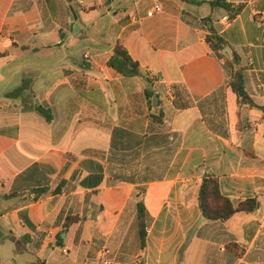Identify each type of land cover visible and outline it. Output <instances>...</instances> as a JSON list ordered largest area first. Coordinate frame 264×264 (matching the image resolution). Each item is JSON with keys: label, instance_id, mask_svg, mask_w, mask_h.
Wrapping results in <instances>:
<instances>
[{"label": "crops", "instance_id": "obj_1", "mask_svg": "<svg viewBox=\"0 0 264 264\" xmlns=\"http://www.w3.org/2000/svg\"><path fill=\"white\" fill-rule=\"evenodd\" d=\"M215 1L0 0V264H104V249L112 264H264V0ZM117 44L151 72L157 108L109 67ZM207 176L256 209L205 219Z\"/></svg>", "mask_w": 264, "mask_h": 264}, {"label": "trees", "instance_id": "obj_2", "mask_svg": "<svg viewBox=\"0 0 264 264\" xmlns=\"http://www.w3.org/2000/svg\"><path fill=\"white\" fill-rule=\"evenodd\" d=\"M69 1L74 2L75 0ZM210 4L212 6H224L226 8H229L227 0H218L215 2H211ZM206 40L214 51L225 57V55L223 54V50L224 48H226L227 42L221 34H219L215 29L211 28ZM226 58L228 66L231 70V78L228 81V86L237 95L239 103L252 104L251 100L248 98L245 92L244 68L242 67L240 56L234 53L233 58ZM108 65L123 76H139L144 79L147 84L146 97L149 102V106H153V99L156 94L152 88L153 80L151 78V72L147 69H144L139 62L135 61L131 57L125 46H123L122 44H117L115 46L114 54L109 60ZM159 105L160 102H158L155 108H157ZM258 108L264 110V108L262 107ZM36 109L38 112L46 116L48 121L52 120L49 113L45 109H43L41 105H37ZM154 118L157 121L162 122V111H160L159 115L157 117L155 116ZM40 192L44 193L45 190H41ZM198 199L203 217L210 221L227 220L238 212H253L257 207V202L254 200L236 204L230 199L225 198L220 192L217 179L211 176H207L203 179L200 185ZM80 220L81 219L78 216L67 218L64 225L65 229L79 222ZM139 227L141 247L142 249H144L146 247L145 210L141 203H139ZM32 264L46 263L40 259H36Z\"/></svg>", "mask_w": 264, "mask_h": 264}, {"label": "built area", "instance_id": "obj_3", "mask_svg": "<svg viewBox=\"0 0 264 264\" xmlns=\"http://www.w3.org/2000/svg\"><path fill=\"white\" fill-rule=\"evenodd\" d=\"M161 11H162L161 5H155L154 8L149 12L148 16H154L155 14H157ZM84 58H85V60H90L91 55L86 54ZM249 65L250 66L253 65L252 60L249 61ZM63 252L67 253V250L65 249V250H63ZM109 254H110V251L108 249H104V250L100 251V258L104 264H112L111 261L109 260Z\"/></svg>", "mask_w": 264, "mask_h": 264}, {"label": "water", "instance_id": "obj_4", "mask_svg": "<svg viewBox=\"0 0 264 264\" xmlns=\"http://www.w3.org/2000/svg\"><path fill=\"white\" fill-rule=\"evenodd\" d=\"M75 19H76V16L73 14V15H72V18H71L72 26H74V24H75ZM223 53H224L227 57L233 58V53H232V51H231L230 48H228V47L224 48ZM157 102H158V98L155 96V97H154V100H153V104H154V105H157ZM36 103L39 104V101H36ZM63 235L65 236V234H63Z\"/></svg>", "mask_w": 264, "mask_h": 264}, {"label": "rangeland", "instance_id": "obj_5", "mask_svg": "<svg viewBox=\"0 0 264 264\" xmlns=\"http://www.w3.org/2000/svg\"><path fill=\"white\" fill-rule=\"evenodd\" d=\"M39 57L43 59V56L40 55ZM20 64H21L20 62H16V63L12 64L10 68H15V66L22 68V66H20ZM4 75L6 76V72H4ZM25 82H27V81H25ZM4 84L6 85V79L4 81ZM4 94H6V91L3 92L1 90V88H0V102L3 101V100H5V98L3 97Z\"/></svg>", "mask_w": 264, "mask_h": 264}]
</instances>
